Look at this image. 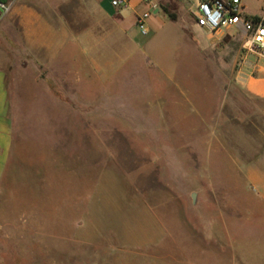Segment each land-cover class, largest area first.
<instances>
[{"label":"rangeland","instance_id":"obj_1","mask_svg":"<svg viewBox=\"0 0 264 264\" xmlns=\"http://www.w3.org/2000/svg\"><path fill=\"white\" fill-rule=\"evenodd\" d=\"M243 4L248 13L264 11V0ZM183 5L188 8L189 0ZM103 6L127 14L111 0ZM81 13L78 0H62L58 14L45 15L55 55L31 47L15 24L0 19L13 128L0 180V264H234L228 262L234 245L264 264V210L256 185L249 188L254 201L249 209L224 206L211 212L212 173L220 170L223 180L224 170L238 169L234 160L212 167L211 158L217 163L224 154L243 155L257 163L264 154V118L258 115L264 114V99L249 96L238 83L245 65L246 75L263 77L264 58L245 50L244 30L228 33L224 43L235 52V90L234 110L229 108L220 124H226L233 146L220 153L197 151L202 122L197 114H148L147 108L160 104L155 92L171 83L169 76L189 77L201 94L213 91L214 61L207 45L198 44L197 34L186 31L181 20L167 21L144 51L162 66L169 64L168 74L154 71L162 83L153 88L134 59L105 85L108 105L118 94L125 109L137 101L141 114H73L82 104L72 101L75 88L68 84L82 60L74 49L79 45L65 35L96 29L92 22L76 21ZM105 29L111 34L103 39L108 50L102 61L117 63L124 50L116 25L107 21ZM132 33L139 43L151 37L138 27ZM90 42L92 62L97 61L98 40ZM164 103L169 109L170 102ZM239 114L252 115L245 143L241 130L247 125ZM198 158L208 166L196 165Z\"/></svg>","mask_w":264,"mask_h":264},{"label":"crops","instance_id":"obj_2","mask_svg":"<svg viewBox=\"0 0 264 264\" xmlns=\"http://www.w3.org/2000/svg\"><path fill=\"white\" fill-rule=\"evenodd\" d=\"M62 0H10L5 7L0 3V19L6 16L9 25L15 24L19 28L21 35L28 44L35 49H46V52L52 55L58 53L54 50L53 44L49 42L52 39L50 32V21L45 18V15L58 14V8ZM82 9L81 18L77 22L94 23L93 31L83 29L82 31H71L65 38L71 39L74 49L77 50L79 60L73 67L72 80L69 79L68 86L75 89L72 91V101L81 103V110H73V114H139V104H128L129 108H124L119 104L120 95L117 94L115 100L109 105L106 99L105 85L111 80L109 77L122 68L123 63L140 60L138 66L145 68L144 72L149 78V84L153 88L158 87L162 83L156 77L154 71L160 68L162 73L168 74L169 64L163 65L153 61L144 52L147 46L151 43L152 37L156 32L163 28L167 21L181 20L183 28L200 39V45L206 44L207 49L212 51L213 59V91L208 90L201 94L199 87L195 90L193 83L189 77H174L169 76L170 84H163V88L159 93H156L155 100L160 104L152 103L148 106L150 113L148 114H197L202 122L196 130L197 137L196 150H210L211 152L228 151L229 146H233V142L228 138V129L226 124H220V120H226L229 115L228 110H234V90H235V52L229 47L226 38L230 39V34L233 30L239 28H231L221 32L211 33L206 32L195 23L191 16L189 7L183 5L184 0H156L159 8L155 10L148 21L151 37L145 42H138L133 36L132 27H137L136 17L138 14L147 10L150 6L143 0H129L130 6L126 8L127 14L117 11L114 14L110 13L103 6L104 0H78ZM190 2V0H189ZM179 3V4H178ZM174 16V17H173ZM74 22V20H71ZM107 21L114 22L116 25L115 31L118 33V39L121 41V47L124 52L120 54L117 63L113 59L102 61L108 48L102 43L107 37ZM69 22V20L67 21ZM128 24H127V23ZM129 25V26H128ZM7 29V28H6ZM46 31V32H45ZM57 33V32H56ZM45 34V35H44ZM212 34V35H209ZM57 37V36H56ZM98 40V59L97 61L91 55V39ZM79 40H82L81 42ZM72 46V48H73ZM118 47V46H116ZM114 47V48H116ZM6 51L0 49V180L5 171L10 158L13 143V128L8 112L9 92L7 87V69L8 60ZM137 57V58H135ZM121 58V59H120ZM135 62V61H134ZM134 65V63H133ZM136 65V63H135ZM136 67V66H134ZM248 65L243 66L239 70L238 83L245 89L249 96L258 99H264V76L258 79L251 78L246 75ZM138 68V67H137ZM134 70V68H133ZM165 74V75H166ZM71 78V77H70ZM157 78V79H156ZM158 81V82H157ZM160 93H163L161 96ZM113 94V93H111ZM170 102L169 109L162 108L161 104L166 101ZM159 105V106H157ZM157 106V107H156ZM164 106V105H163ZM150 107V108H149ZM154 108V110H153ZM141 114V113H140ZM247 127L241 130L242 142L245 143L244 136L250 134L251 114H239ZM264 118V114H258ZM240 133V132H239ZM224 156V157H222ZM215 163V158H211L210 165L212 167L225 162L233 161L234 166L238 169L235 173L230 170L223 171V180L219 179L218 173L211 175V199L212 213L224 206L246 209L253 206V196L249 190L250 185L254 184L258 187V200L260 209L264 210V154L260 157L257 163H252L243 155H237V158H227L221 155ZM227 159H226V158ZM222 163V164H221ZM196 165L208 166V163L199 164V158ZM227 165V164H226ZM228 187H224L221 184ZM231 193H235L236 197L231 198ZM257 200V202H258ZM253 201V202H252ZM241 211V210H240ZM216 231V230H215ZM218 235L214 232V236ZM232 258L228 259L229 263L234 264H262L260 259L248 258L245 253H238L234 245V249L230 247ZM230 256V257H231Z\"/></svg>","mask_w":264,"mask_h":264},{"label":"built area","instance_id":"obj_3","mask_svg":"<svg viewBox=\"0 0 264 264\" xmlns=\"http://www.w3.org/2000/svg\"><path fill=\"white\" fill-rule=\"evenodd\" d=\"M143 1L150 7L137 15L136 25L143 35H148V21L159 6L155 0ZM111 3L118 10L130 6L129 0H111ZM1 5L5 7L4 3ZM189 10L197 26L206 32L216 33L231 28L244 30L245 50L264 58V11L262 14L248 13L243 0H190Z\"/></svg>","mask_w":264,"mask_h":264},{"label":"trees","instance_id":"obj_4","mask_svg":"<svg viewBox=\"0 0 264 264\" xmlns=\"http://www.w3.org/2000/svg\"><path fill=\"white\" fill-rule=\"evenodd\" d=\"M10 0H0V3L7 4ZM174 17V16H173Z\"/></svg>","mask_w":264,"mask_h":264},{"label":"water","instance_id":"obj_5","mask_svg":"<svg viewBox=\"0 0 264 264\" xmlns=\"http://www.w3.org/2000/svg\"><path fill=\"white\" fill-rule=\"evenodd\" d=\"M193 198H195V193H193Z\"/></svg>","mask_w":264,"mask_h":264}]
</instances>
